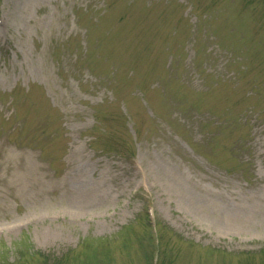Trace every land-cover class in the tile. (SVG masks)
<instances>
[{
  "label": "rangeland",
  "instance_id": "1",
  "mask_svg": "<svg viewBox=\"0 0 264 264\" xmlns=\"http://www.w3.org/2000/svg\"><path fill=\"white\" fill-rule=\"evenodd\" d=\"M0 264H264V0H0Z\"/></svg>",
  "mask_w": 264,
  "mask_h": 264
},
{
  "label": "bare ground",
  "instance_id": "2",
  "mask_svg": "<svg viewBox=\"0 0 264 264\" xmlns=\"http://www.w3.org/2000/svg\"><path fill=\"white\" fill-rule=\"evenodd\" d=\"M179 193L186 203L198 212L207 213L206 207L212 209L215 213L214 221L228 231L240 230L250 225L247 219L257 210V207L248 201L240 202L235 198L229 200L217 193L205 192L191 185H179Z\"/></svg>",
  "mask_w": 264,
  "mask_h": 264
}]
</instances>
